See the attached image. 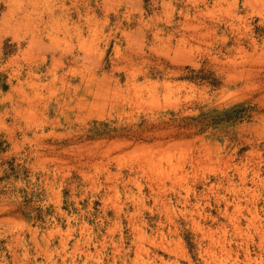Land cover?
Returning a JSON list of instances; mask_svg holds the SVG:
<instances>
[{"label":"rangeland","instance_id":"374dc122","mask_svg":"<svg viewBox=\"0 0 264 264\" xmlns=\"http://www.w3.org/2000/svg\"><path fill=\"white\" fill-rule=\"evenodd\" d=\"M0 264H264V0H0Z\"/></svg>","mask_w":264,"mask_h":264}]
</instances>
